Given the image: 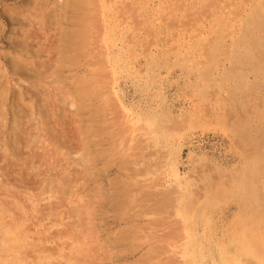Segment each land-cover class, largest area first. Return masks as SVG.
Wrapping results in <instances>:
<instances>
[{
  "label": "bare ground",
  "instance_id": "obj_1",
  "mask_svg": "<svg viewBox=\"0 0 264 264\" xmlns=\"http://www.w3.org/2000/svg\"><path fill=\"white\" fill-rule=\"evenodd\" d=\"M227 3L219 8L213 4L206 23L193 34H178L164 47L153 44L143 50L131 24L119 18L122 0H0V42L5 29L8 33L0 51V264L125 260L144 243L142 264L153 260L217 264L216 255L218 264H227V257L239 253L264 264V229L254 233L257 229L249 219L253 214L241 215L240 232L235 226L218 236L212 230L207 233L209 224L205 230L195 227L196 219L212 222V211L207 215L206 209L225 194L236 197L233 218L252 200L263 204V165L249 170L246 157L238 152L244 162L235 168L200 154L195 164L212 166L198 178L202 189L189 174L194 171L181 168L186 144L180 132L208 118L226 125L229 111L224 107L229 102L237 107L234 116L229 112L233 123L228 128L236 134L231 145L237 140L241 149L250 143L260 153L254 164L264 158V125L252 128L248 123L256 116L264 119V0ZM145 5L149 8L150 2ZM154 22L159 31V19L150 20L153 26ZM47 31L52 40L45 53L40 36L48 37ZM98 37L100 58L94 57L100 66H90L86 61L94 58ZM175 67L186 79L185 87L198 98L206 97L209 89L219 92L230 86L232 92L215 103L212 99L211 107L207 103L208 113L201 106H191L175 117L166 103L160 72L165 69L169 74ZM120 79L145 93L143 104L124 100ZM10 84L17 90L12 91ZM109 109L119 111L117 120V113L113 116ZM240 111L244 117L237 116ZM74 131L79 132L75 139L70 135ZM193 155L190 151L187 158ZM13 166L21 177L3 179L5 173L15 172ZM127 166L143 169L129 172ZM115 167L117 179L125 174L128 184L118 186L111 179L104 186L98 182ZM214 173L215 179L210 175ZM146 189L148 198L140 196ZM142 201L141 210L128 217ZM258 211L262 214L264 209ZM106 213L126 227L131 224V232L124 231L126 227L118 232L109 252L95 235V219ZM138 218L151 219V225L144 222L139 228ZM166 220L176 227L171 251L159 246L164 235L152 231ZM93 247L101 251L98 256H92Z\"/></svg>",
  "mask_w": 264,
  "mask_h": 264
},
{
  "label": "rangeland",
  "instance_id": "obj_2",
  "mask_svg": "<svg viewBox=\"0 0 264 264\" xmlns=\"http://www.w3.org/2000/svg\"><path fill=\"white\" fill-rule=\"evenodd\" d=\"M228 1H229V3L233 4V0H228ZM228 1L223 0L221 4H218V2H215L213 0H206V1H202V2H200L199 0H148V1L147 0H133V1L122 0V5L119 6V12H120L119 18L122 22L127 23V24H131L132 28L134 29V33L136 34L138 40L142 44L143 50H145L148 45H153V44H157L159 47H161L163 45V47H164L165 43H167L171 38H176L178 36V34L182 35V36H184V35L187 36L190 33L193 34L195 29L196 30L199 29V26H200V24H202V22H203V24L206 23V21H204V20L207 17V15H208L207 13H209L213 4H214L213 7L218 6L217 8H219L225 2L227 3ZM145 2H148V3L150 2L149 8H146ZM227 5H228V3H227ZM203 9H204V11H203ZM205 9H207V10H205ZM160 15H161V17H160ZM154 18H158L160 21L161 28L159 31L156 28L157 24L155 22H154L155 26L150 24V20L154 19ZM196 20H198V21H196ZM97 26H98V23H97ZM99 27H100V24H99ZM6 32H7V30L5 29V33H4L5 35H3V39L0 42V45L2 46L0 51L5 48L4 46H6V44H5L6 42L4 41V37H6L8 35V33H6ZM47 34H48V37H47V35H41L40 36V39H41V41H40L41 45L40 46H42L41 49L45 53L47 52L46 48H48L46 46H48L49 42L52 40V37H51L52 33L49 34V32H48ZM98 38H96L95 44H94L95 47L97 48L96 50H98V51L95 50L96 52L95 51L92 52L93 57L97 56L96 53H98L101 50L100 49V42H99L101 37H98ZM43 40H44V42H43ZM46 41H47V43H46ZM45 53H44V55H45ZM96 58H100V57L97 56ZM96 58L94 57L92 59H89L86 62L88 64L90 63L89 64L90 66L92 64L94 65L96 62L95 60H97L99 62V59H96ZM139 60H140V62L143 61L142 58ZM40 62H42V61H40ZM88 64H86V65L89 66ZM96 64H95L96 67L100 66V65H98V64L96 65ZM78 69L81 72L83 68H78ZM164 71H166V70L165 69L160 70L162 85H163V93L165 94V97H166V103L169 106L170 110L172 111L173 115H175V117L179 113V110L186 108V107L190 108L191 106L192 107L201 106V108L203 110L206 109L207 112H206V110H205V112L208 113V111L210 110L209 108L213 104V101L215 103V101L219 100L220 98L224 99V97L225 98L227 97L228 93H229L228 95H230V92H232L231 91L232 88L230 86L224 87V89H221L219 92L216 89H209V90H207L208 93L206 92V97L198 98L197 95L192 94L190 92V90L185 87L186 79L183 77V75L181 74L180 69L178 67L172 68L170 70L169 74H165L166 72H164ZM64 74L66 75V73H64ZM118 83H119L120 89L122 90V92L125 95L124 100L126 102L133 103L134 105L143 104L144 99H145V96H144L145 93L143 94V92H141L140 88H137L129 80H126V79H120ZM10 89L12 91L17 90L16 88L13 89L11 84H10ZM223 91H225V92H223ZM210 93L214 94V95H211ZM211 96H212V98H211ZM236 96H239V94L237 93ZM218 97H220V98H218ZM200 99H202V100H200ZM212 99H213V101H212ZM208 100L209 101L211 100V101L209 102ZM203 101H204V103H203ZM198 102L201 105H198ZM205 103L206 104L210 103V107L208 104L206 105ZM232 103L233 102L226 103L224 108H227V110L226 109L225 110L229 111L234 116L235 112L233 110H235L234 108H237V107H236L235 103H233L235 107L233 106ZM203 104H205L206 106L205 105L203 106ZM224 108H222V110ZM111 110H113V109H109V111H111ZM225 110H223V111H225ZM115 111H111V112L117 113V116L115 114V116H116L115 120H117V117L120 115V113H118L119 111L118 112L117 111L115 112ZM223 111H222V113H223ZM229 112H227V113L224 112L225 116L229 120V122L226 125L223 123H218L217 121H213L211 119L209 120V118H208L205 121H201L198 123L191 124L190 126H187L186 128H184L180 132V134L183 135V138H184V141L186 144V146L183 148L182 154H181V157H182L181 161L183 164L181 166V168L184 169L185 171H187L189 168H191V170L194 171L192 173H189V172L188 173L192 177L196 178L198 188H200V189H202L204 187L203 183L202 184L199 183V182H201V180H200L201 177L204 175L205 170L207 172L208 169L210 167H212L211 165L208 164L207 165L208 167L201 168L200 165L195 164V162H197V159L199 157L198 155H200V154H205L207 157L214 159L215 162L221 164L222 166H226V167H232L233 166L235 168V167L239 166L240 162L245 161L244 163L246 165H249V170H252V168L255 169L256 167H260L262 165H263V168L261 167V169L264 170V158L263 157H260L258 159L259 160L258 163L254 164V161H255L254 158H257L259 156L258 154H260V153L255 152V149L253 148V146L250 143L246 144L244 147L241 146V149L237 145V140H236V144L231 145L230 140L232 139L233 136H236V134L233 131H231L230 127L228 128V126H230L233 123V118H232L233 116L232 115L230 116ZM114 113L112 114L113 116H114ZM240 113H238L237 116L243 115V113L241 111H240ZM228 116H229V118H228ZM244 116L245 115H243V117ZM107 118H110V116L108 115ZM263 120L264 119H262L261 116L260 117L256 116V118L253 117L248 123L252 128L253 127L255 128L256 126L262 127L261 125H264ZM65 122L68 123L70 121L65 120ZM71 130H72V128L69 127V131H71ZM77 134H79V132L74 131L73 134L70 133V135H72V138L74 137L73 139H75V137H78ZM80 138H82V137H80ZM109 141L111 143H113L114 139L110 138ZM189 141L193 143L192 146L189 145ZM188 151L189 152L193 151L195 153V155H193V157L187 158L188 153H189ZM237 152L240 153V155L242 154L243 156L246 157L244 159V161H243V158L238 156ZM262 152L264 153V150H261V153ZM57 158L58 157H56V159ZM59 159H60V157H59ZM13 167L15 169V172L11 173V174L4 172L5 174H7V176L3 173L5 175L4 176L5 178L3 177V179L7 178L10 181H12L11 180L12 178L18 179L21 177V172L19 171V168L16 166H13ZM127 168H128L127 171H129V172H130V170L133 172V171H136L135 169H138V170L143 169V167H140V166H139V168L138 167L133 168V166H129V167L127 166ZM112 170H111V174L104 175L105 177L103 176L102 178H98L97 179L98 182L99 183L102 182L103 186H104L111 179L112 182H114V181L118 182V186L123 185V183L128 184V180L125 177L126 175L124 174V172H121L124 175L123 176L120 175V177L117 179V176H115V171L117 170V167L112 168ZM153 170L154 169H151L152 172H153ZM201 170H203V171H201ZM8 172H9V170H8ZM129 172H128V174H129ZM215 174L216 173L210 174V175H212L211 177L215 179L216 178ZM198 175H199V177H198ZM200 175H201V177H200ZM150 176H151V173H150ZM154 177L155 176H153L152 178H154ZM147 178H148V176H147ZM198 178H200V179H198ZM139 180H142V178H139ZM91 184H90V188L94 186V183H91ZM85 188H87V186H85ZM146 191H148V190L146 189L145 191L144 190L141 191L140 196L142 194L143 195L147 194ZM261 195H262V197H264V191H263V193L261 192ZM144 196L148 198V195H144ZM136 198H137V196H136ZM1 199H4V197H2ZM145 199L143 197V200H145ZM137 204H136L137 207H135L136 206L135 205L134 209H131L129 214H127L128 217L139 212V210H141V209H139V206L145 205L143 201H142V204L139 202ZM253 206L255 207V209ZM256 208L258 210L261 209V211L263 212L264 203L262 204L261 202H257L256 200L255 201L252 200L250 204L245 205L244 211H243V213L240 214V216L233 218V216L234 215L236 216V214H237V213L234 214L236 212L235 211V209H236V197L234 195L225 194L221 198L219 197L218 199L212 200L211 204H209V207L206 209L207 215H208V212L210 213V211H212L210 213V214H212V217H213V219H211L212 222L203 223L202 219H196L195 220V227L197 229H200V230H202V229L205 230L204 225L209 224V228H207L209 231L207 233H210L212 230V234H215V235L218 234V236H220V233L222 230L227 229V228L231 229V227H235V226H237V227H235V231L240 232L241 225H240L239 220L241 218V215L245 214V212L247 211V213L250 216H251V214H253V216L255 217L254 218L252 216V217H249V219L253 223V228H255V230L256 229L258 230V231L256 230L254 232L255 234H257V232L260 233L261 230L264 229V226H263L264 225V219L260 218V217H264V212L262 214H259L258 213L259 211ZM255 213H256V215H255ZM106 214L101 216V217L97 216V218L95 219V232H96L95 235L98 236L99 244L103 248H105L104 251L106 250V252H109L108 250L110 249L111 245L113 244V240L116 238V235L118 234V232L122 228L124 229V227H126V226L123 225L124 222L113 221L111 213H110V215L108 213H106ZM98 215H99V212H98ZM168 216L169 215H164V217H168ZM128 217L126 216V218H128ZM236 219L238 220V222H236ZM259 219H261V220H259ZM171 220H173V218ZM151 221H152L151 219L142 220L141 218L140 219L138 218L137 219V225H138V227L140 226L139 228H141V226H142L141 224H144V222H145V225H146V222L147 223L150 222V225H151ZM170 222H171L170 220H166V221H164L163 224H160L157 227H153V229H152V231L155 233V236L156 235L157 236L164 235V236H162L163 242H161L159 246L163 245L164 248L162 250H165V251H171L172 248H171L170 244L175 242L174 236L176 235L175 234L176 233V231H175L176 227L167 224ZM130 225H128V226H130ZM128 226L126 227V229H124V231L127 232ZM128 232H131V231L128 229ZM139 246H141V247L138 248L136 251H134L131 255L127 256V258L125 260L122 259L121 257H119V258H114L113 260H111L109 262L108 261L109 259L106 257L100 262L97 261V264H124V263L125 264L126 263L127 264H131V263L132 264H142L140 256L145 254L147 248L145 249L144 247L147 246V243H144L143 245L141 244ZM93 249H94V251H93ZM96 249H97V247L92 248L91 254L93 257L95 256L94 255L95 253H96V256H98L97 255L98 253L99 254L101 253V251L97 252ZM144 249H145V251H144ZM95 250H96V252H95ZM170 256H171V254H170ZM162 257L165 259L166 257H168V255H166V256L163 255ZM216 261L218 264L219 258L217 255H216ZM227 261H229V262H227V264L228 263L229 264H258V261L255 258L248 256V255H244L243 253H239L238 257H236V256L233 257V255H232V257L229 256V257H227ZM149 264H168V263L165 260L160 262V263L157 262L156 260H153Z\"/></svg>",
  "mask_w": 264,
  "mask_h": 264
}]
</instances>
